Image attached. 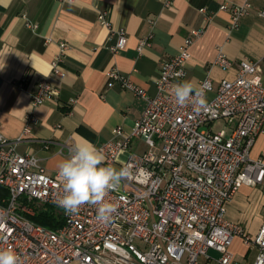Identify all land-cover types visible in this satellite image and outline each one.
<instances>
[{
  "label": "built area",
  "instance_id": "obj_1",
  "mask_svg": "<svg viewBox=\"0 0 264 264\" xmlns=\"http://www.w3.org/2000/svg\"><path fill=\"white\" fill-rule=\"evenodd\" d=\"M174 1L164 0L165 6ZM221 8L231 12L234 29L242 17L251 14L253 5L246 2L231 8L223 4ZM108 13L100 11L98 20L111 27ZM258 15L264 18V6ZM27 25L38 27L30 21ZM116 33V43L109 46L112 53L124 50L128 43L125 29ZM203 34V29H192L179 52L162 61L154 96L118 68L108 71V86L119 83L147 102L129 131L117 126L113 137L99 148L105 166L129 170L118 189L106 197L117 208L108 223L99 222L97 208L88 204L75 214H66L55 203L63 194L58 173L49 174L38 156L18 151V144L39 123L34 112L27 115L17 139L0 131V250L11 248L19 264H201L202 258L213 264L215 259L208 251L214 249L221 254L217 264H239L232 246L241 238L258 251L252 264H264V221L252 236L243 225L228 219L226 211L243 185L258 187L264 194V159L251 156L264 133L259 61L242 59L237 76L217 86L209 75L205 77L200 83L208 85L204 108L177 105L173 87L186 77L191 46ZM152 35L140 40V54L151 46ZM60 47L52 71L64 76L68 43L61 42ZM215 64L228 69L235 62L220 51ZM58 95L59 89L44 78L32 93V106L39 107ZM218 119L225 120L229 129L214 131L211 123ZM136 139L145 143L142 151H137L141 146L131 150ZM48 206L62 215L63 223L56 229L33 220Z\"/></svg>",
  "mask_w": 264,
  "mask_h": 264
},
{
  "label": "crops",
  "instance_id": "obj_2",
  "mask_svg": "<svg viewBox=\"0 0 264 264\" xmlns=\"http://www.w3.org/2000/svg\"><path fill=\"white\" fill-rule=\"evenodd\" d=\"M246 2L253 5L251 14L232 29L231 12L221 5L232 8ZM263 6L264 0H175L170 7L164 0H0V131L17 139L25 129L27 115L34 112L39 123L17 149L38 156L47 172L56 175L59 164L70 155V146L87 140L100 148L113 137L117 126L129 131L144 113L146 100L119 83L108 86V71L118 68L154 96L162 61L179 52L192 29H203L204 34L191 46L187 75L181 82L199 86L209 75L217 86L224 79H234L239 62L249 58L259 61L258 74L264 83V18L258 15ZM201 8L205 12H200ZM102 10H108L111 27L98 20ZM28 21L38 27H27ZM120 29L126 30L128 43L124 50L112 53L109 46L116 43ZM150 34L152 44L140 54V40ZM61 42L68 43L62 63L64 76L52 71ZM220 51L235 62L232 68L215 64ZM44 78L59 89V95L33 108L32 93ZM144 145L136 139L131 150ZM251 156L264 159V133ZM241 190L251 194L240 201ZM237 202L251 215L258 214L255 232L228 216V205ZM228 205V219L255 236L264 221L262 190L243 185ZM235 242L243 247V257L257 251L236 238L232 251L238 263ZM201 264H207V259L202 258Z\"/></svg>",
  "mask_w": 264,
  "mask_h": 264
},
{
  "label": "clouds",
  "instance_id": "obj_3",
  "mask_svg": "<svg viewBox=\"0 0 264 264\" xmlns=\"http://www.w3.org/2000/svg\"><path fill=\"white\" fill-rule=\"evenodd\" d=\"M207 83L200 86L191 81L177 83L173 87L175 103L180 106L193 104L197 110L207 104ZM102 149L87 140L76 143L68 158L58 166V178L63 185V194L55 203L66 214H75L85 205L97 208V220L108 223L116 213V206L107 201L111 191L118 189L121 180L129 175L127 168L117 169L111 164L105 166ZM19 256L11 249L0 250V264H19Z\"/></svg>",
  "mask_w": 264,
  "mask_h": 264
},
{
  "label": "rangeland",
  "instance_id": "obj_4",
  "mask_svg": "<svg viewBox=\"0 0 264 264\" xmlns=\"http://www.w3.org/2000/svg\"><path fill=\"white\" fill-rule=\"evenodd\" d=\"M210 126H206L205 128H209ZM211 127L214 131H219L221 129H229L228 125L226 123L225 120L223 119H218L215 120L211 123ZM145 146L142 147V149H140V151H142L144 149ZM244 189V188H243ZM242 189V190H243ZM240 191L239 196H237L239 198V200H243L245 198L246 195L251 194L249 193V191ZM261 209V208H260ZM228 216H230L233 219H237L240 220L244 223V225L247 227V229L251 232H255L257 226H258V214L255 215V213L251 212L252 215L250 213H248L246 210L242 209V206L240 204V202H237L235 204H230L228 205ZM234 250L236 251V255H237V260L239 261V264H252L256 258V255L258 253V251L256 250H251L250 254L247 257H243V252L244 249L241 246H238L235 242V246H234ZM208 254L210 256H212L215 260L213 262V264H217L216 263V259H218L221 254L214 250V249H210L208 251Z\"/></svg>",
  "mask_w": 264,
  "mask_h": 264
},
{
  "label": "trees",
  "instance_id": "obj_5",
  "mask_svg": "<svg viewBox=\"0 0 264 264\" xmlns=\"http://www.w3.org/2000/svg\"><path fill=\"white\" fill-rule=\"evenodd\" d=\"M33 220L46 226V228H58L63 223L62 215L53 207L48 206L46 209L39 211Z\"/></svg>",
  "mask_w": 264,
  "mask_h": 264
}]
</instances>
